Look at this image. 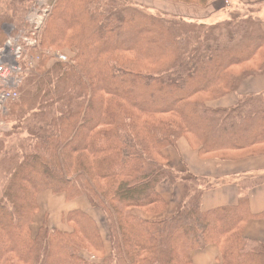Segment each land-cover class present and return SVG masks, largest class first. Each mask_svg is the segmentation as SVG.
<instances>
[{
    "label": "trees",
    "instance_id": "trees-1",
    "mask_svg": "<svg viewBox=\"0 0 264 264\" xmlns=\"http://www.w3.org/2000/svg\"><path fill=\"white\" fill-rule=\"evenodd\" d=\"M3 1L0 16L16 18L15 2ZM33 2L16 0L25 11ZM257 5H228L207 24L129 0H55L41 44L70 48L68 61L25 72L2 113L17 117L0 132V264H189L191 251L208 245L220 264H264L263 244L243 236L250 219H264V210L251 213L248 197L264 174L239 177L235 204L202 210V194L216 182L170 169L163 153L181 137L199 156L221 160L264 145V91L238 93L247 77L264 74ZM230 93L233 105L209 104ZM164 181L180 182L184 195L171 216L157 218ZM43 191L67 201L84 196L99 209L110 253L80 210L66 214L68 231L44 220L33 236Z\"/></svg>",
    "mask_w": 264,
    "mask_h": 264
},
{
    "label": "crops",
    "instance_id": "crops-1",
    "mask_svg": "<svg viewBox=\"0 0 264 264\" xmlns=\"http://www.w3.org/2000/svg\"><path fill=\"white\" fill-rule=\"evenodd\" d=\"M258 2H264V0H243L241 4H256ZM225 8L226 6L221 4V0H206V4L203 7L188 5L185 8L180 7V10L185 14H196L193 16L197 19L177 16L194 22H204L215 16L214 20L216 21L225 15ZM260 18L264 20L263 16H260ZM262 91H264V74L247 77L238 89L239 94ZM236 99L237 93H230L209 104L213 107H227L233 105ZM163 153L168 159V167L170 169L180 174L189 173L216 182L214 188L203 192L201 197L202 210L235 204L239 198V190L235 182L239 177L264 174V155L231 160L204 158L199 156L197 150L191 148L184 138H179L174 147L166 148ZM157 189L165 200V208L157 218L169 217L183 198V185L180 182L170 183L169 181H164L157 186ZM248 197L251 213L258 214L262 212L264 210V183L249 189ZM37 206L38 211L33 218V222L37 225L40 222L41 225L46 220L49 228H55L60 231L69 230L64 223V218L69 211L80 210L90 215L99 228L105 254L108 255L110 253L108 229L104 216L100 210L93 208L84 196L67 201L63 194L43 191L37 197ZM132 213L138 217H145V214L138 210H133ZM243 236L264 246V219H250L244 226ZM189 264H220L217 247L208 245L203 249L191 251Z\"/></svg>",
    "mask_w": 264,
    "mask_h": 264
},
{
    "label": "rangeland",
    "instance_id": "rangeland-1",
    "mask_svg": "<svg viewBox=\"0 0 264 264\" xmlns=\"http://www.w3.org/2000/svg\"><path fill=\"white\" fill-rule=\"evenodd\" d=\"M129 1L144 7V9H146L148 12L155 13V12L160 11V12H164V13L171 15V16L182 18L184 20H186V19L183 17H180V16L195 18L193 15H196V14H193V15L192 14H189V15L185 14L184 12H182L180 10V7L185 8V6H187V5L188 6H198V7L205 6V5H199V4L194 3V2L186 3L185 1H181V0H129ZM12 2H15L14 4L18 8L19 12L17 13L18 16L12 20H10L8 18V17H10V15L5 13V12L3 15H1L2 17L0 16L1 20L4 19V22L1 23V25H0V52L3 50V52H5L8 59H11V60L14 59L15 62H18L20 64V67L22 69V73L20 76H23L25 74V72L27 74H30L32 72V71L30 72V69L36 68V66L38 64H40L41 61H44V65L41 68V72L40 73L38 72V74H43V72L47 68H50L53 64L64 63V62H62L63 57L61 56V54L63 55L66 52V54L69 56V53H71L70 48H67V47H63L60 49H54L53 47H46L45 48V46L42 47L43 45L41 44V41H43L42 36L45 32V21H46L48 15L50 14L52 5L55 2V0H34L33 4H31L30 7L28 8V10H26V11H25V9H23L24 5L19 6V4L16 3V0H12ZM241 3H243V0H221L222 5H224V6L231 5L232 9H235V7L237 8L240 5H243ZM5 7L6 6H5L4 1L0 0V13H2V10ZM257 7L259 10V16L264 17V2H258ZM228 8H231V7H228ZM177 15H180V16H177ZM214 17L213 18L210 17L209 20H205L203 23L209 24V23L214 22L215 21ZM64 19H65V17H64ZM195 19H197V18H195ZM195 22H197V21H195ZM69 34H70V32H69ZM142 35H143V33L138 34V36H140V38ZM119 41H120V44H122L123 39H120ZM134 41H135V39H134ZM126 42H127L126 44L133 43V38H131L130 40H128ZM33 46H35V48H33ZM17 47L21 48L20 57H18L16 55V51H17L16 48ZM31 48H33L34 50L32 49V51H31ZM30 52H32V53L29 54ZM36 54L37 55L39 54L40 57L37 60V62L34 64L32 59L35 57ZM13 56H15V58ZM130 56L135 57L134 54H130ZM30 63L34 64L33 68L30 67ZM255 76H258V75H255ZM21 83L22 82H20V85H21ZM1 89H2V86L0 85V91H1ZM16 99H14V100H16ZM14 100H12V101H14ZM10 101L11 100H8V101L5 100L2 102V104L0 106V111L2 110L0 112V132H3L8 128L7 124L11 123L10 122L11 117L13 119V116H15L17 114V112H15V115L13 113L12 114L7 113V115H5V116H8V117H6V119L2 115V113L6 110L5 108L8 107L7 105ZM16 117L17 116H15L14 118H16ZM181 138H183V137H181ZM257 155H264V145L258 146L253 155H245V153L244 154L242 153V154H237L236 156H233V158L235 157L236 159H240V158L257 156ZM204 158H209V157H204ZM211 159H216V158H211ZM218 160H221V159L219 158ZM30 178L32 179V181L37 180L34 178V176H31ZM36 183H38V181ZM95 209H97V208H95ZM135 210H138V209H135ZM138 211H140L141 213L144 214V212H142L141 210H138ZM39 227H40V222L37 225L32 220L30 229H31V233L33 236L36 234ZM108 235H109V233H108ZM88 253L89 252L83 250V256H85V255L87 256ZM87 257H89V256H87ZM90 258H92V257H90ZM92 259L96 260L97 258H92Z\"/></svg>",
    "mask_w": 264,
    "mask_h": 264
},
{
    "label": "built area",
    "instance_id": "built-area-1",
    "mask_svg": "<svg viewBox=\"0 0 264 264\" xmlns=\"http://www.w3.org/2000/svg\"><path fill=\"white\" fill-rule=\"evenodd\" d=\"M16 55L20 57L21 54V48H16ZM5 51V50H4ZM50 56V55H49ZM63 57L62 62L68 61V55L61 54ZM15 58V56H13ZM39 54L35 55V57L32 59L34 64L39 59ZM36 59V60H35ZM33 63H30V67H34ZM19 73V74H18ZM22 73V69L20 67V64L18 62H15L14 59H8L5 52L3 50L0 52V84L2 85V89L0 91V106L3 101L14 99L17 97V93L15 91V88L17 87L18 83L20 82V75Z\"/></svg>",
    "mask_w": 264,
    "mask_h": 264
}]
</instances>
